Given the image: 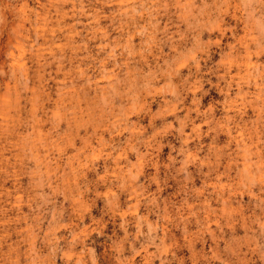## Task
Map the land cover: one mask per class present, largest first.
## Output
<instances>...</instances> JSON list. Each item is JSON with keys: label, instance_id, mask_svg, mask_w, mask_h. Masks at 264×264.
<instances>
[{"label": "rangeland", "instance_id": "374dc122", "mask_svg": "<svg viewBox=\"0 0 264 264\" xmlns=\"http://www.w3.org/2000/svg\"><path fill=\"white\" fill-rule=\"evenodd\" d=\"M0 264H264V0H0Z\"/></svg>", "mask_w": 264, "mask_h": 264}]
</instances>
